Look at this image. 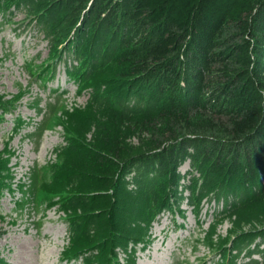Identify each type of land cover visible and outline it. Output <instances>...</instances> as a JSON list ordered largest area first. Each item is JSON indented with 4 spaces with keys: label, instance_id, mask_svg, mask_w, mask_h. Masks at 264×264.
Instances as JSON below:
<instances>
[{
    "label": "rangeland",
    "instance_id": "obj_1",
    "mask_svg": "<svg viewBox=\"0 0 264 264\" xmlns=\"http://www.w3.org/2000/svg\"><path fill=\"white\" fill-rule=\"evenodd\" d=\"M61 1L0 0V264H264L259 186L236 176L225 184L188 160L147 212L142 166L100 177L91 157L108 155L109 136L119 131L131 154L146 152L145 125L162 116L125 113L142 101L126 89L137 80L119 60L121 33L93 0L68 15ZM254 45L259 73L264 43ZM77 171L92 184L73 191L108 188L115 213L73 223L81 215L61 200Z\"/></svg>",
    "mask_w": 264,
    "mask_h": 264
},
{
    "label": "trees",
    "instance_id": "obj_2",
    "mask_svg": "<svg viewBox=\"0 0 264 264\" xmlns=\"http://www.w3.org/2000/svg\"><path fill=\"white\" fill-rule=\"evenodd\" d=\"M90 1L62 0L61 7L68 15ZM93 4L97 17L105 13L102 23L121 33L119 60L137 80L133 89H126L137 91L142 102L127 106L125 113H140L146 123L151 121L148 115L162 116L157 123L141 124L151 128L146 152L131 154L119 131L109 136L103 148L108 155L99 151L101 157L95 161L91 157L100 177L109 181L116 171L121 179L123 168L125 172L134 163L142 166L148 177L140 208L145 206L147 212L155 211L164 178L188 157L225 184L236 176L244 187L259 186L264 178V65L255 71L259 65L254 44L264 43V0H93ZM258 56L264 58L261 51ZM194 114L203 116L198 124ZM67 178L71 191L61 202L81 215L73 222L76 225L119 208L106 195L108 188L74 192L79 184H92L81 172ZM259 191L264 193V185Z\"/></svg>",
    "mask_w": 264,
    "mask_h": 264
}]
</instances>
